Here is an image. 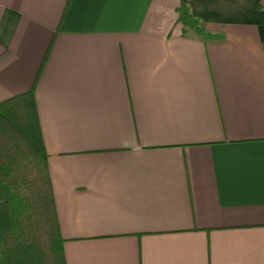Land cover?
Returning a JSON list of instances; mask_svg holds the SVG:
<instances>
[{
    "label": "crops",
    "instance_id": "obj_1",
    "mask_svg": "<svg viewBox=\"0 0 264 264\" xmlns=\"http://www.w3.org/2000/svg\"><path fill=\"white\" fill-rule=\"evenodd\" d=\"M51 43L35 93L67 263L264 264V0H0V102Z\"/></svg>",
    "mask_w": 264,
    "mask_h": 264
},
{
    "label": "trees",
    "instance_id": "obj_2",
    "mask_svg": "<svg viewBox=\"0 0 264 264\" xmlns=\"http://www.w3.org/2000/svg\"><path fill=\"white\" fill-rule=\"evenodd\" d=\"M178 22L213 37L185 2ZM51 46L33 87L0 102V264H68L35 93Z\"/></svg>",
    "mask_w": 264,
    "mask_h": 264
}]
</instances>
